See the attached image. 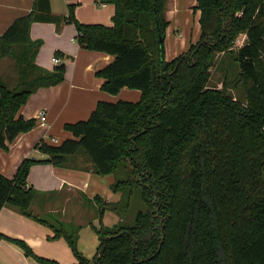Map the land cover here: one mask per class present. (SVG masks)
Masks as SVG:
<instances>
[{
  "label": "trees",
  "instance_id": "obj_1",
  "mask_svg": "<svg viewBox=\"0 0 264 264\" xmlns=\"http://www.w3.org/2000/svg\"><path fill=\"white\" fill-rule=\"evenodd\" d=\"M167 1L102 0L116 8L112 27L81 24L70 6L65 23L75 26L80 47L115 57L97 73L102 90H137L141 99L100 102L88 120L64 126L72 139L40 143L46 159L26 158L13 179L0 173V210L11 206L32 217V166L63 167L83 151L99 176L128 170L126 162L130 172L111 186L119 202L94 199L100 222L107 211L120 222L97 230L101 244L93 260L78 249L79 229L54 227L76 264H264V0H197L200 40L171 62ZM36 20L33 11L0 36V60L14 59L19 68L15 89L0 84L3 150L37 126L20 116L31 95L65 79V64L53 71L35 64L41 44L32 41L30 28ZM242 34L246 40L234 50ZM218 54L237 68L226 72L221 88L210 86ZM240 86L244 101L233 93ZM1 239L41 264H59L35 256L23 241Z\"/></svg>",
  "mask_w": 264,
  "mask_h": 264
},
{
  "label": "crops",
  "instance_id": "obj_2",
  "mask_svg": "<svg viewBox=\"0 0 264 264\" xmlns=\"http://www.w3.org/2000/svg\"><path fill=\"white\" fill-rule=\"evenodd\" d=\"M185 4L191 10L197 6V0H175L173 9L176 16L181 14ZM72 5L75 7V18L81 24L113 26L116 8L112 4H104L102 0H0V36L16 19L34 11L37 20L31 25L30 38L41 44L35 59L36 66L53 71L57 67L53 62L55 57L66 66L65 79L61 84L39 88L20 111V116L25 120L36 119L37 126L19 135L8 150L0 148V173L9 179L15 177L26 158L46 159L38 149L42 141L52 144L53 139L58 143L72 139V134L65 131L64 126L88 120L100 102L137 103L141 99V92L137 90L125 88L118 95H110L102 90L104 79L98 77L97 73L111 64L115 57L80 47L76 41L75 26L65 23ZM169 33L168 29L166 40ZM186 46L187 43L183 41L182 48ZM18 82L17 62L11 58L0 60V84L15 89ZM41 112L45 113L44 119L38 118ZM98 176L83 151L70 156L63 167L42 163L32 166L28 187L35 192L31 205L33 216H25L11 206H5L0 210V235L23 241L39 258L59 264H76L77 259L68 241L61 236L55 237L54 227L79 229L78 249L83 256L93 260L101 244L96 227L100 223L98 207L90 204L100 196L97 195L101 185ZM90 190L95 195L93 199L88 195ZM111 196L101 198L107 203L120 201V194L112 192ZM87 205H91L90 212ZM61 210L65 213V219L59 220L56 217ZM110 213L107 211L104 218ZM114 215L120 222V218ZM110 222L112 219L106 226ZM0 264L41 263L35 257L27 256L20 246L1 239Z\"/></svg>",
  "mask_w": 264,
  "mask_h": 264
},
{
  "label": "rangeland",
  "instance_id": "obj_3",
  "mask_svg": "<svg viewBox=\"0 0 264 264\" xmlns=\"http://www.w3.org/2000/svg\"><path fill=\"white\" fill-rule=\"evenodd\" d=\"M173 3H175V0H168L166 2V12H165L166 20L170 23V26L168 28L170 33H169L167 40L165 41V48L167 50V61L170 60L169 62L175 60V57L188 52L191 45H195L200 40V36H201L200 28H199V12L195 13L194 9L189 10L187 8V5L185 4L181 9V14L176 16L175 9H173L174 7ZM172 16H175V18ZM245 40H246V37L244 34L239 35L237 40L235 41L233 49L235 50L241 47L244 44ZM183 41L187 43V46L184 49L182 48ZM215 60H216V64L211 70L212 78L210 81V86L212 87L218 86L219 88H221L222 87L221 83L225 78L226 72L233 71L236 73L237 68L235 64L230 60V58L226 57V55L224 54H218ZM130 92H133V91H130ZM233 93L238 99L244 101V94H243L242 86H240L239 89ZM126 164L129 168L128 170L121 169L118 174L109 175L105 177L104 176L97 177L99 178L100 183H101L99 191L97 192L98 193L97 195H100V197H103L104 199L108 197H112L111 196L112 191L111 189H109V185L114 184L117 180L126 179V177L128 176L130 172V165H129L130 163L126 162ZM88 195L92 199L95 196L93 195L91 190ZM136 200L138 199L134 198V201ZM92 203L94 204V206H97L94 201L92 202L90 201V204ZM90 207L91 205H87L89 212H90V209H89ZM71 210L72 208L70 206L69 212H71ZM131 210H130L131 212L127 215L128 217L125 220L126 221L125 223L128 224L129 226L133 225L134 218H135L134 216L136 214L133 208ZM106 216H105L106 218H104L99 224H96L97 230L99 229V226L113 228L115 225L119 223L114 214L110 213ZM56 218L59 220L60 218L65 219V213L61 210L60 214H57ZM111 219H112V222H110V224L106 226V223H108Z\"/></svg>",
  "mask_w": 264,
  "mask_h": 264
},
{
  "label": "water",
  "instance_id": "obj_4",
  "mask_svg": "<svg viewBox=\"0 0 264 264\" xmlns=\"http://www.w3.org/2000/svg\"><path fill=\"white\" fill-rule=\"evenodd\" d=\"M157 24H158V21H157ZM158 28H159V24H158ZM159 40H160V41H163V37L161 36V34H160V36H159ZM112 238H114V237H113V236H110V237L106 238V241H108L109 239H112ZM163 240H164V237L162 238V242H161V246H160L159 252H160V250H161V247H162V244H163ZM134 245H135V241H134ZM104 251H105V247H103V248L101 249V251H100V253H99V256H98V261L101 259V257H102V255H103Z\"/></svg>",
  "mask_w": 264,
  "mask_h": 264
},
{
  "label": "built area",
  "instance_id": "obj_5",
  "mask_svg": "<svg viewBox=\"0 0 264 264\" xmlns=\"http://www.w3.org/2000/svg\"><path fill=\"white\" fill-rule=\"evenodd\" d=\"M53 62H54L57 66H59V65L61 64V60H60L59 58H57V57L53 58ZM44 117H45V113H44V112H41V113L39 114V116H38L39 119H44ZM52 141H53L54 144H57V143H58V141H57L56 139H53Z\"/></svg>",
  "mask_w": 264,
  "mask_h": 264
}]
</instances>
